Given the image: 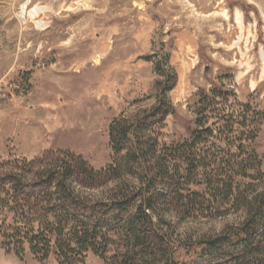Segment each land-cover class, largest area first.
<instances>
[{"label": "rangeland", "instance_id": "374dc122", "mask_svg": "<svg viewBox=\"0 0 264 264\" xmlns=\"http://www.w3.org/2000/svg\"><path fill=\"white\" fill-rule=\"evenodd\" d=\"M163 54L169 91L152 112ZM115 120L138 122L139 163L112 149ZM62 169L85 207L128 211L74 205ZM263 195L264 0H0V264H114L127 250L147 264L125 230L145 196L158 264H228ZM78 221L101 227L95 254L71 249ZM250 234L264 239V214Z\"/></svg>", "mask_w": 264, "mask_h": 264}, {"label": "trees", "instance_id": "16d2710c", "mask_svg": "<svg viewBox=\"0 0 264 264\" xmlns=\"http://www.w3.org/2000/svg\"><path fill=\"white\" fill-rule=\"evenodd\" d=\"M156 56V54H152L147 56L146 59L151 60ZM163 58L164 54L162 56V59ZM161 60L155 61V71L162 78L156 81V87L160 89V92L157 94L158 104L153 106L152 112H156V110L159 108V105L162 104L161 92L165 94L166 98L167 92L169 91V88L163 89L162 85H166L168 82H170L171 74L170 71H167L168 68L165 66L166 57L164 58L163 62ZM137 126L138 122L115 120L109 127L110 145L115 152H122L123 149L128 145L131 147V151L127 153L125 159L126 164L139 163L142 157L144 158L145 156V154L142 153L143 148L140 147L139 141L141 138H139L140 135L138 134ZM247 151L251 154V156H255L254 153L252 154V150L248 149ZM67 172L71 173V169H62L60 171V181L57 187L60 188V191L63 193L64 197L73 201L74 205L80 208L82 207L85 210H89L87 212L93 211L95 213H101L104 216H112L117 212L121 213L128 211L126 207L128 206L130 200L119 203L110 200L107 205H103L102 207H98V204L95 205L89 203L85 207V199L82 197L80 199L79 196L74 193V190L70 184H68V187H66L65 177ZM143 200L145 201L146 205V196ZM145 205H139L134 211H132L129 218L127 219L128 224L125 230L134 235L136 241L135 247H140L141 251L144 252L143 255L140 256L141 260L145 261L147 264H158L160 262L158 261L160 252L152 247L151 244H148L146 239L144 240L143 237L141 238L142 234L145 235L148 225V215L146 214ZM249 214L250 217L248 218L246 226L238 229V231L229 237L227 246H229L232 251H234L233 256L228 259V264H264V239L260 240L259 242H255L252 241L250 237V229L252 228V224H254L255 218L264 214V195L259 199L256 198ZM79 224V226L76 225L70 232V235L73 237L74 241V248L70 246L71 249L84 247L85 250H91L95 254L96 246H98L99 243L105 242L106 240V238L103 237L99 231L101 227L98 224H93L90 226L86 221L84 223L79 222ZM107 227V235H109L112 230L109 228V226ZM36 238L37 236L34 235L33 239H31V241L35 244L33 246L34 252L37 250L36 247L39 246V243H35L34 241ZM226 239H228V237L199 242L194 246V252L197 255L203 256L205 254L212 255L219 253L223 249L222 247L224 245V241H228ZM132 255V252L127 250L126 252H120L114 255L112 259L114 264H137V256ZM100 259L103 261L101 264H105L103 258L100 257ZM178 262L179 259L173 256L164 264H177Z\"/></svg>", "mask_w": 264, "mask_h": 264}, {"label": "bare ground", "instance_id": "6f19581e", "mask_svg": "<svg viewBox=\"0 0 264 264\" xmlns=\"http://www.w3.org/2000/svg\"><path fill=\"white\" fill-rule=\"evenodd\" d=\"M26 9H27V3L25 6L22 7V13H21V18H25L26 17ZM39 13V8H34L33 10H31L29 12V16L32 18V19H35L36 18V15Z\"/></svg>", "mask_w": 264, "mask_h": 264}]
</instances>
